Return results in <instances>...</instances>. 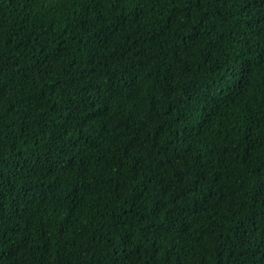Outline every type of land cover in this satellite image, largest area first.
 Wrapping results in <instances>:
<instances>
[{"label": "trees", "instance_id": "obj_1", "mask_svg": "<svg viewBox=\"0 0 264 264\" xmlns=\"http://www.w3.org/2000/svg\"><path fill=\"white\" fill-rule=\"evenodd\" d=\"M0 264H264V0H0Z\"/></svg>", "mask_w": 264, "mask_h": 264}]
</instances>
